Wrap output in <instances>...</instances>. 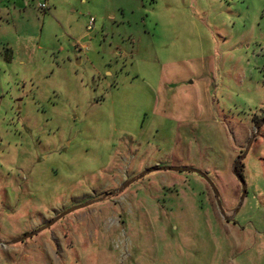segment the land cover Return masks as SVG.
I'll return each mask as SVG.
<instances>
[{"label": "rangeland", "instance_id": "1", "mask_svg": "<svg viewBox=\"0 0 264 264\" xmlns=\"http://www.w3.org/2000/svg\"><path fill=\"white\" fill-rule=\"evenodd\" d=\"M0 264H264V0H0Z\"/></svg>", "mask_w": 264, "mask_h": 264}, {"label": "water", "instance_id": "2", "mask_svg": "<svg viewBox=\"0 0 264 264\" xmlns=\"http://www.w3.org/2000/svg\"><path fill=\"white\" fill-rule=\"evenodd\" d=\"M253 139H254V133L251 135V137H250V139H249V142L247 143L246 148H245V150H244V152H243L241 158H243V157L246 155V153L248 152V150H249V148H250V146H251V144H252ZM159 171H167V172H172V173H178V172H180L181 170L178 169V168H171V167H166V168H155V169L146 170V171L142 172L140 175H138L137 177L132 178V179H130L129 181H127L122 187H120L119 189H117V190H116L115 192H113L112 194H114V195H115V194H118V193L122 192L124 189L128 188L132 183H134V182L140 180V179H141L142 177H144L145 175H147V174H149V173H152V172H159ZM190 171L192 172V170H190ZM193 172H194V171H193ZM234 175H235V178H236V180L238 181V183L240 184V187H241V201H242L243 198H244V195H245V191H246V190H245L244 181H243L242 177H241L237 172H234ZM204 180L206 181V183L211 187V189H212L213 192L215 193V189H214L213 185L210 183V181H209L208 179H206V177H204ZM112 194H107V195H105V197L111 196ZM215 195H216V194H215ZM91 204H92V202H91V203H88L87 205H91ZM87 205H85V206H87ZM85 206H79V207H76V208L70 209V210H68L67 212H65L62 216H65L66 214H68V213H70V212H73V211H75V210H77V209H81V208H83V207H85ZM54 221H55V220H53L52 222L48 223L46 226H43L39 231L44 230L46 227L51 226L52 224H54ZM25 239H26V238L24 237V238H21V239H19V240H16V242H22V241H24Z\"/></svg>", "mask_w": 264, "mask_h": 264}, {"label": "built area", "instance_id": "3", "mask_svg": "<svg viewBox=\"0 0 264 264\" xmlns=\"http://www.w3.org/2000/svg\"><path fill=\"white\" fill-rule=\"evenodd\" d=\"M38 8L40 9H45V5L44 4H41V5H38ZM94 20L93 19H89L88 23H87V26H86V31L87 32H91L92 29H93V26H94Z\"/></svg>", "mask_w": 264, "mask_h": 264}, {"label": "flooded vegetation", "instance_id": "4", "mask_svg": "<svg viewBox=\"0 0 264 264\" xmlns=\"http://www.w3.org/2000/svg\"><path fill=\"white\" fill-rule=\"evenodd\" d=\"M153 169H155V168H153ZM189 172V171H188ZM191 172V171H190ZM199 177H202L201 175H198ZM139 181V180H138ZM135 183V182H134ZM133 184V183H132Z\"/></svg>", "mask_w": 264, "mask_h": 264}, {"label": "trees", "instance_id": "5", "mask_svg": "<svg viewBox=\"0 0 264 264\" xmlns=\"http://www.w3.org/2000/svg\"><path fill=\"white\" fill-rule=\"evenodd\" d=\"M234 171H235V168H234Z\"/></svg>", "mask_w": 264, "mask_h": 264}]
</instances>
